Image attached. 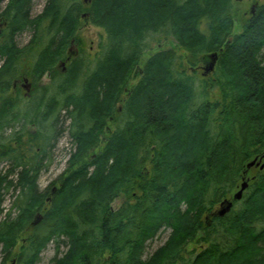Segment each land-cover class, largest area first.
I'll return each instance as SVG.
<instances>
[{
	"label": "trees",
	"instance_id": "1",
	"mask_svg": "<svg viewBox=\"0 0 264 264\" xmlns=\"http://www.w3.org/2000/svg\"><path fill=\"white\" fill-rule=\"evenodd\" d=\"M10 1L0 15L8 21L0 43V163L12 164L0 173L2 264H39L52 242V264H264V170L229 215L205 222L264 155V10L235 35L212 78L197 79L187 75L185 57L226 42L241 23L230 0H95L93 22L106 45L93 62L77 57L29 99L14 94V82L29 77L37 86L66 61L79 27L71 9L83 5L73 0L64 11L67 0H49L32 18L34 0ZM26 32L30 46L19 49L16 35ZM171 38L185 55L150 57L117 118L125 75L151 42ZM66 117L76 153L43 194L38 180ZM31 124L35 133H27ZM12 189L19 195L2 219ZM163 232L168 241L145 260Z\"/></svg>",
	"mask_w": 264,
	"mask_h": 264
},
{
	"label": "rangeland",
	"instance_id": "2",
	"mask_svg": "<svg viewBox=\"0 0 264 264\" xmlns=\"http://www.w3.org/2000/svg\"><path fill=\"white\" fill-rule=\"evenodd\" d=\"M48 1L49 0H34L32 3L31 17L37 18L40 15H42L45 12V9L48 5ZM249 1L244 0L243 2L236 3L235 0H230L231 6L233 7L235 15L237 16V21L241 22V23H239V25L242 28H241V30H240V28L232 29V33L228 38H231L233 36L235 37L237 32H238V34H240L243 31V27H244L245 23L249 20L245 14L250 15V11H251V5L252 4L250 3L251 1L250 2ZM64 3H66V2H64ZM263 3H264V0L261 2V4H263ZM6 8H8V1L5 2L4 5L1 6V10L4 11V10H6ZM88 14H90V16H91L90 20H87V18L86 19H82V18L79 19V23H78L79 27H78L77 33H76L74 39L71 40V42H73V41L74 42L72 44L70 42L68 47H67V50H66V59L68 58L69 60H71L73 58V56L75 57L76 54L78 53L76 58L79 57V55H80V58H85L87 61L93 62L95 60V58L102 51L101 46L106 45V42H107L106 33L101 28L97 27L94 24V22H93V20H94L93 16L94 15H92V13H88ZM32 35L33 34L30 32H26L20 36L16 35V44H17L18 48L24 49V48L30 46V43L32 40ZM164 41L165 40L162 39L161 42L160 41L158 42V40L151 42L150 50L148 51L147 54H145V57L143 58L142 61L139 62L138 66H140L141 68H144L145 63L148 62L150 57H152L153 55L158 53L157 49L160 45L165 46L163 48L164 50L175 49L177 51L178 56H184L185 55L184 51L181 48L176 49L177 42L175 40L170 39L169 42H167V43H164ZM1 42H2V40L0 41V43ZM226 44L229 45V42L228 43L226 42ZM263 54H264V51H263ZM204 57L205 56L197 57L195 59H189V57H187L188 60L185 57L184 66L187 70L188 76L192 77V75L195 74L197 79L198 78L203 79V70L201 69V67L206 62V59H204ZM63 62H65V61H63ZM3 63H4V61L0 58V66H2ZM66 67H67V64L64 63V68L66 69ZM69 67L70 66H68V68ZM219 67H220V63L218 65V69H219ZM137 70L138 69L135 70V66H133L131 68V70L125 75L123 81L121 79V81H122L121 86L124 87V91L120 97V100L116 103V111H117L116 116H117V118L119 117L118 114H120V112L122 110L125 111V109L123 107L125 105H127L126 97H125V93H124L125 90L128 89V90H126V93L127 94L129 93V97H131L130 92H132L133 88L138 84V82L140 80L141 76H136ZM134 76H136V78H134ZM166 79H168V77H166ZM39 85L40 84L38 83L37 86H39ZM52 91H54V90H52ZM25 106L28 107V104H25ZM62 117H64V114L62 115ZM70 126H71L70 120L67 119V117H66L65 121H63L62 124H60L58 126V129H56V131L57 130L59 132L62 131V136H60L57 139V141L52 142L51 145H53V146L55 145V146L53 149L49 150L47 160L44 162L45 166L42 169L41 175H40L39 180H38L39 181V184H38L39 190L43 194L46 193L47 190L50 189L53 184H56L57 180L65 173V171L69 165V160H70L71 156L76 153V146L74 145V143L70 137V131H69ZM108 126H111V128L113 130L117 129V127L112 125L111 123ZM19 128H21V125H19ZM26 130H27V133L28 132L35 133L38 130V127L37 126L34 127L31 124V125H28ZM14 133H15L14 130H9L6 137H9V136L13 135ZM106 136H107V134H106ZM11 168H12L11 162L3 161L0 163V173H2V174H6L9 170H11ZM258 170H259L258 168L253 167L251 169V174L255 173ZM12 177L14 179H16L17 175L15 174V176H12ZM18 195L19 194L16 191H14L13 189L9 193L6 194L5 199H4V203H3V207H2L3 211H4L2 219H4L7 216V214L11 212L12 205H13V203L16 200V197ZM120 205H121V201H117L115 203L114 207L118 208ZM17 214H18V212H15V210H12V216L13 217L17 216ZM39 214L43 215V212L37 213L34 217L35 220L38 219V217L40 216ZM161 234L162 235H160L157 239H155L154 241H152L148 244L145 255H144L145 260H148L150 257H152L157 252V250L159 248L163 247L166 244V242L168 241V239L170 237V235H169L170 232H168V233L163 232ZM21 245H22V242L19 243V246H18L16 252H18L20 250ZM193 248H194L193 244L189 245V247L187 249V253L189 254ZM56 249H57L56 242H52L48 246V248L42 253L41 262L39 264H52L50 260L56 256V254H57ZM59 249H60L59 253L61 255H64L67 252L68 247L66 246V244H63L62 246H60ZM2 262H3V258H2V255L0 253V264H2ZM12 262H13V260L9 261L6 264H12Z\"/></svg>",
	"mask_w": 264,
	"mask_h": 264
},
{
	"label": "flooded vegetation",
	"instance_id": "3",
	"mask_svg": "<svg viewBox=\"0 0 264 264\" xmlns=\"http://www.w3.org/2000/svg\"><path fill=\"white\" fill-rule=\"evenodd\" d=\"M7 1H8V3L10 2V0H5L3 3L7 2ZM235 1H236V3H239V2H243L244 0H235ZM247 1H249V0H247ZM250 1L249 2L252 4L251 5L250 15H247V14H245V15H246V17H248V19H249L248 21L249 22H252L256 18V16L258 15V13L261 10H264V3L261 4V2L263 0H250ZM2 12H0V15L2 14ZM90 17H91L90 14L82 15V19H86L87 18V20H90ZM7 25H8V21H7L6 17H1L0 16V41L3 39L2 34H3L4 30H5V28L7 27ZM237 28H240V30H241L242 27L240 25H236L235 27H233V29H237ZM237 34H238V32L236 33V35ZM1 37H2V39H1ZM234 39H235L234 36L227 39L226 42L227 43L229 42V45H227L226 42L224 44H222L221 40H219V42H218L219 45H218V48L216 49V51H214L213 53H211L209 55H206L204 57V59H206V62L201 67V69L203 70V79H210L217 72L218 65H219V63L221 64V59H222L223 55L225 54V51L227 50V48H229L231 46V44H233ZM169 40H165L164 43L169 42ZM73 42H71V44ZM164 47H165L164 45H160L158 47V49H157V52L176 51L175 49H169V50L167 49V50H164L163 49ZM176 49H180L179 45L176 46ZM148 51L149 50H147L146 54L148 53ZM213 54H217L215 69L211 73L206 74L205 68H207L208 65H210L213 62V59L211 58V56ZM77 55H78V53L76 54V56ZM143 57H145V54L143 55ZM67 60H69V59L67 58L65 62L61 61L59 64H57L58 67L56 68V71L55 72L53 71V72H50V73L47 72V73L43 74V76L39 78V81H38L39 84H40L39 86H35V84L37 83L36 80L35 79H32V78H29V77H23V78H21L19 80H16L14 82V85H13L14 94L16 96H18L20 94V96H22L23 98H29V99L33 98V96L36 94V89L38 87H47L48 85H53L54 78L52 76L54 74H59V77H61L63 74H67L68 73V69H69L68 66H70V64H72L76 60V57L73 58L70 61H67ZM64 63L67 64L66 69L64 68ZM146 64H147V62L145 63V65ZM138 65L139 64L135 65V70L138 69L137 72H136L137 73L136 76H139L140 72L141 71L143 72V70H144V68H141ZM29 74H30V72H29ZM136 76H134V78H136ZM168 79H169V76H168ZM133 113H134V111H133ZM129 117H130V115H129ZM254 161L257 162L254 165V167L255 168H258L259 169L258 171H263L264 170V155L255 158V160H253L252 162H254ZM255 173L251 174V170H250L248 173L245 174V177L243 178V180H246V182H248V187L249 188H250L251 183L256 179ZM229 200L231 201L232 198L229 199ZM215 212H217V209L212 214H210L209 216L206 217L205 222H207V221L210 222V220L212 222L215 219V217H213V214ZM12 264H16V259H13Z\"/></svg>",
	"mask_w": 264,
	"mask_h": 264
},
{
	"label": "water",
	"instance_id": "4",
	"mask_svg": "<svg viewBox=\"0 0 264 264\" xmlns=\"http://www.w3.org/2000/svg\"><path fill=\"white\" fill-rule=\"evenodd\" d=\"M84 2H85L86 4H89V3L92 2V0H84ZM211 58L213 59V62H212L210 65H208L207 68H205V72H206V74H209V73H211L212 71H214V69H215V65H216L217 54H213V55L211 56ZM256 163H257L256 161L250 163V164L248 165V169H251ZM247 189H248V183H247V182H244L243 185H242V187H241V190H240V191L234 196L233 200H232V201L225 200V201L220 205V209H219L217 212H215V213L213 214V217H215V218H224V217H226V216L232 211V209H233V207H234V203H235V202H239V201H241V200L243 199L244 192H245ZM54 191H56V190H54ZM41 220H42V218H39V219L36 221L35 225H36L37 223H40Z\"/></svg>",
	"mask_w": 264,
	"mask_h": 264
},
{
	"label": "bare ground",
	"instance_id": "5",
	"mask_svg": "<svg viewBox=\"0 0 264 264\" xmlns=\"http://www.w3.org/2000/svg\"><path fill=\"white\" fill-rule=\"evenodd\" d=\"M79 2L80 3H82V5H83V8L82 7H77L76 9H71V17H72V19L74 20V19H76L77 20V26H79L78 25V23H79V19L80 18H82V15H85V14H88V13H92V12H94V10H93V8H94V6H93V4H94V2H95V0H92V2L91 3H89V4H86L85 2H84V0H79ZM48 3H49V1H48ZM73 3V0H67L66 1V3H64V7L62 8V10H64V11H66L67 9H69L70 8V5ZM227 3V1H225L224 2V4H226ZM9 4V3H8ZM1 5H4V3H2ZM92 6V7H91ZM31 9H32V5H31ZM77 10V11H76ZM89 10V11H88ZM70 11V10H69ZM93 14V13H92ZM101 15V14H100ZM108 29V28H107ZM150 31H153L152 29L150 30ZM107 38H108V36H107ZM171 39H173V38H171ZM221 39V38H220ZM175 42V41H174ZM177 43H179V42H177ZM146 54V53H145ZM144 58V57H143ZM143 58H142V60H143Z\"/></svg>",
	"mask_w": 264,
	"mask_h": 264
}]
</instances>
